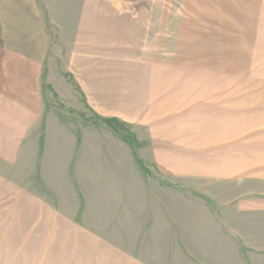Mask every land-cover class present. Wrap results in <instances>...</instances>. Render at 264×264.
<instances>
[{"label": "rangeland", "instance_id": "374dc122", "mask_svg": "<svg viewBox=\"0 0 264 264\" xmlns=\"http://www.w3.org/2000/svg\"><path fill=\"white\" fill-rule=\"evenodd\" d=\"M7 60L30 94L8 91ZM198 62L178 108L139 84L181 66L177 95ZM0 77V264H250L264 247V0H0ZM199 104L209 124H180Z\"/></svg>", "mask_w": 264, "mask_h": 264}, {"label": "crops", "instance_id": "0c3cea01", "mask_svg": "<svg viewBox=\"0 0 264 264\" xmlns=\"http://www.w3.org/2000/svg\"><path fill=\"white\" fill-rule=\"evenodd\" d=\"M36 43L31 44V48H33V50H37L39 47L38 45H35ZM199 64H195V66H192V68H190V73H189V81L185 84V86L183 87H179L178 89L180 90L179 94H175L174 92H172V86H175V81H176V77L182 72H180V70H182V68H180L181 66H178L177 69H166L167 67H164L162 64L160 65V70L159 72L155 75V77H146L145 79H143L142 81L139 82V84L143 87L142 90H146L147 87H144L146 85H151L152 82H155L156 87L157 86H161L158 90L159 92H165L167 91L168 94L170 95V97H168V99H165L163 101V107H164V103H166V106L168 107H180L183 104H185L187 102V100H190L191 97L194 96L195 92H196V86L194 87V85H192L193 79L196 82L201 81L202 79H204V75H208L206 72L205 73H201L198 69L200 67H203V65H201L200 62H198ZM14 65H12L10 60H7L5 63V68H7L6 73L8 75V77H11V81L9 83L10 88L8 89L9 92H11V90L13 89V91L15 93H19V94H30L31 92V74L30 72L28 73L26 70H22L21 72L19 71V69L13 67ZM176 67V66H175ZM179 68V69H178ZM29 69V67H28ZM18 73H17V72ZM20 72V73H19ZM1 75H4L3 71L1 73ZM22 78L24 81L23 86L21 87V83L18 79ZM0 79H3L2 77H0ZM3 81L1 80L0 83H2ZM175 89V88H174ZM172 94V96H171ZM136 96L135 95L133 97H131L127 102L125 107H130L131 105L134 104L135 100H136ZM140 98V97H139ZM32 102V101H31ZM37 102V101H36ZM38 104V103H37ZM167 107V108H168ZM206 106L204 105H197L196 108L193 110L194 112L192 113H187L185 115H183L182 119H184L183 121L180 122L181 123H190L193 124L194 122H200L203 125H206L208 123V121H206L207 118H203L202 116L199 117L200 111L202 109H206ZM31 111L30 114H35L38 111V108L36 106V103H32L31 104ZM207 109H216L215 106H211L208 107ZM245 111V110H243ZM246 112V111H245ZM153 113V112H152ZM154 113H156V111L154 110ZM242 118H238L236 119V124L242 122ZM179 124V125H180ZM209 124V123H208ZM217 125H222L223 126V122L221 121H217L216 123ZM184 125V124H183ZM178 128V127H176ZM259 242H261V244H264V239L259 240ZM255 248V247H254ZM252 247V249H254ZM247 259L249 260L250 264H264V247H256V249H254L247 257Z\"/></svg>", "mask_w": 264, "mask_h": 264}]
</instances>
